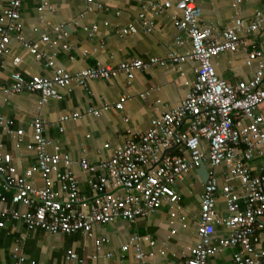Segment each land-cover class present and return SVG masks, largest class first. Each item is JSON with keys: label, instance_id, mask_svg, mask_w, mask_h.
<instances>
[{"label": "built area", "instance_id": "2783aa9c", "mask_svg": "<svg viewBox=\"0 0 264 264\" xmlns=\"http://www.w3.org/2000/svg\"><path fill=\"white\" fill-rule=\"evenodd\" d=\"M23 1L9 0L0 12V70L4 56L11 53V41L15 39L36 60L52 68V74L26 77L15 69L11 73V83L1 87L7 96L36 91L40 92V102L44 104L50 98H62L60 88L73 82L87 88L91 80L120 75L131 82L139 70L180 65L189 59L198 61L197 77L183 102L154 118L147 131L130 134L109 158L98 163L86 158L78 162L84 170L93 173L89 180L91 195L81 192L72 169L73 157L61 152L58 146L55 152L49 151L53 140L47 135V129L54 123L41 116L32 120V140L26 146L35 153L36 161L23 171L15 166L13 154L0 142V227L19 222L28 230L41 229L51 234L83 231L92 235L96 224L145 218L164 201L177 202L179 194L175 183L197 168L208 166L210 170L203 186L196 225L199 241L190 248L187 264H213L211 257L229 247L237 248L233 254L235 264H264V115L259 111L264 104V43L256 40L248 43L245 39L250 33L264 29V12L258 11L252 23L246 24L237 18L233 25L217 30L202 25V10L197 0H174L175 4L172 0L149 3L139 0V20L147 31L154 25L150 12L159 14L175 5L179 11L174 16L175 25L187 33L191 49L185 54L172 51L167 57L131 58L116 65L99 62L72 73L57 65L59 51L72 49L65 41L69 36L65 24L41 32L38 40L29 39L24 34ZM241 1L236 0V3ZM87 2L90 10L93 4L99 9L104 7L100 0ZM44 8H52L47 0H42L38 9ZM84 29L93 35L99 25L84 26ZM137 31L134 24L117 28L121 35ZM177 42L181 44L183 40L177 38ZM43 45L52 52L44 50ZM241 45L247 47V63L256 62L257 69L251 79L233 85L219 77L213 58L224 51H235ZM20 61L17 55L13 64L18 66ZM125 101L126 96H122L114 106L122 109ZM111 107L104 105V109ZM100 113L101 109L93 106L85 112ZM82 116L83 112H66L59 121ZM13 124L12 119L0 116V126L6 132L13 131ZM24 134L23 128L16 130L17 146L23 143ZM201 140L207 146L202 145ZM257 159L261 160V168L255 173L251 163ZM224 164L227 166L225 183L220 184L216 170ZM36 175L43 180L41 186L33 180ZM234 180L240 184L239 189L233 186ZM219 194L226 203V216L217 211ZM171 217L173 223L176 213L172 212ZM219 227L226 228L228 234L216 236ZM105 241V238L96 239L98 250ZM131 247L138 264H146L155 254L142 250L138 235H133L122 250ZM13 256L15 264L36 263L20 247H15ZM106 256L110 257L111 253ZM67 258L78 259V254L70 249Z\"/></svg>", "mask_w": 264, "mask_h": 264}, {"label": "crops", "instance_id": "0c3cea01", "mask_svg": "<svg viewBox=\"0 0 264 264\" xmlns=\"http://www.w3.org/2000/svg\"><path fill=\"white\" fill-rule=\"evenodd\" d=\"M47 1L52 8L43 10L38 9L42 0L23 1L24 34L29 39L38 40L41 32L65 24L69 31L65 41L72 45V49L69 52L59 51L57 65L72 73L99 62L116 65L131 58L167 57L172 51L185 54L191 49L187 33L175 25L174 16L179 14L175 5L159 14L150 12L154 25L151 31H147L139 20V0H100L104 7L99 9L93 4L91 10L88 9L87 0ZM143 1L149 3L152 0ZM8 3L9 0H0V12ZM197 3L202 10V25L217 30L233 25L237 18L246 24L252 23L258 11L264 12L263 0H242L238 3L236 0H197ZM93 24H98L99 29L90 35L84 26ZM130 24L136 25L138 31L126 35L117 32L118 27ZM177 38L183 42L178 43ZM245 39L248 43L255 40L264 43V29L250 33ZM42 48L48 53L52 52L48 46L43 45ZM17 55L21 61L15 66L13 59ZM247 57V47L241 45L235 51H224L215 56L213 64L219 77L235 85L240 80L251 79L255 74L257 63L248 64ZM197 66V60L189 59L180 65L168 64L139 70L131 82L124 75L91 80L87 88L73 82L60 88L62 98H50L41 104L40 92L24 91L7 96L1 91V87L11 83V73L15 69L22 71L26 77L52 74V68L36 60L13 39L11 53L4 56L0 70V116L12 119L14 124L12 132H6L0 126V142L6 151L13 154L15 166L23 171L36 161L35 153L26 146L32 140V120L41 116L54 123L47 129V135L53 140L49 151L55 152L58 146L61 152L73 157L75 164L72 169L79 180L81 192L91 195L89 180L93 173L84 170L78 162L86 158L91 163H98L109 158L130 134L147 131L154 118L179 106L196 80ZM144 93L147 95L143 96ZM122 96H126L124 108L118 109L114 105ZM106 104L113 107L104 109ZM89 106L101 109L100 115L85 114ZM71 111L83 112L84 116L59 121L62 114ZM259 111L264 115V104ZM19 128H23L25 134L23 143L17 146L16 130ZM200 142L207 146L203 140ZM106 144L109 146L106 147ZM251 166L258 173L261 160H254ZM209 170L208 166H202L179 179L174 185L179 194L177 202L166 200L145 218L96 224L92 235L83 231L51 234L41 229L28 230L19 222L0 227V264H15V247H20L30 260H35V264H138L133 247L122 250L133 235L140 237L142 250L155 252L146 264H187L190 248L199 241L196 225ZM226 170L225 164L216 170L220 184L225 183ZM33 180L38 186L43 184L39 175L34 176ZM232 184L239 189L237 181L234 180ZM217 211L220 215H228L221 194L217 199ZM172 212L177 215L173 223ZM218 229L216 236L228 234L226 228ZM146 236L150 239H145ZM98 238L106 239L100 250L96 247ZM70 249L78 254V259L67 258ZM236 250V247H229L218 252L211 257V262L235 264L233 254ZM108 253H111L110 257L106 256Z\"/></svg>", "mask_w": 264, "mask_h": 264}]
</instances>
